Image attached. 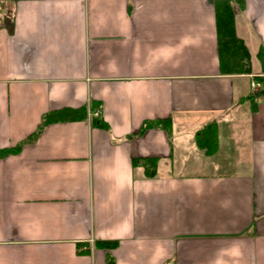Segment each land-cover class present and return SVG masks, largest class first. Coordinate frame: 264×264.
Wrapping results in <instances>:
<instances>
[{
	"label": "crops",
	"instance_id": "1",
	"mask_svg": "<svg viewBox=\"0 0 264 264\" xmlns=\"http://www.w3.org/2000/svg\"><path fill=\"white\" fill-rule=\"evenodd\" d=\"M214 1L0 0V264H264V0H231L250 73L222 70ZM184 133L221 171L171 172Z\"/></svg>",
	"mask_w": 264,
	"mask_h": 264
},
{
	"label": "trees",
	"instance_id": "2",
	"mask_svg": "<svg viewBox=\"0 0 264 264\" xmlns=\"http://www.w3.org/2000/svg\"><path fill=\"white\" fill-rule=\"evenodd\" d=\"M214 8L217 24L218 54L222 70L224 73H250V52L244 44L243 39L236 33L234 9L231 5V0H215ZM263 54V48H261L259 57L264 63ZM257 79L262 83L261 88L242 98L250 101L252 109L255 108L258 97L264 98V76L258 77ZM85 116L87 117V113L86 111L84 113L82 109L63 108L49 112L45 117V121L74 120ZM95 122L98 125H105L100 118L96 119ZM152 127H160L166 131H171L172 120L170 118L165 120H146L138 133L143 134L147 129ZM195 141L198 148L205 155H214L219 146L218 123L212 121L205 124L196 132ZM19 148L20 146L1 148L0 157L15 153ZM159 159V156L136 157L134 163L143 166L146 175L153 177L157 173ZM99 244L112 246L114 243L99 242ZM109 264H113V261H110Z\"/></svg>",
	"mask_w": 264,
	"mask_h": 264
},
{
	"label": "rangeland",
	"instance_id": "3",
	"mask_svg": "<svg viewBox=\"0 0 264 264\" xmlns=\"http://www.w3.org/2000/svg\"><path fill=\"white\" fill-rule=\"evenodd\" d=\"M225 149L223 148L221 153L217 157H205L203 155L197 156V150L196 147L193 146L190 143V136L188 133L183 134V142L181 145L178 146L176 149L174 156L172 158V162L175 164L174 169L171 170V172H178V171H185V172H195L197 169L196 168V163L200 161L199 157L203 161H208L210 165H207L206 167L217 171H221L222 166L218 163L220 158H222V154L224 153ZM217 160V162H216ZM220 165V166H219ZM224 166L223 168H225ZM203 170V167H201ZM205 169V168H204Z\"/></svg>",
	"mask_w": 264,
	"mask_h": 264
},
{
	"label": "built area",
	"instance_id": "4",
	"mask_svg": "<svg viewBox=\"0 0 264 264\" xmlns=\"http://www.w3.org/2000/svg\"><path fill=\"white\" fill-rule=\"evenodd\" d=\"M251 85H252V88L255 90L260 86V83L256 80H253L251 82ZM99 114H100V110L98 109V110L94 111L93 113H91L90 115H99Z\"/></svg>",
	"mask_w": 264,
	"mask_h": 264
}]
</instances>
